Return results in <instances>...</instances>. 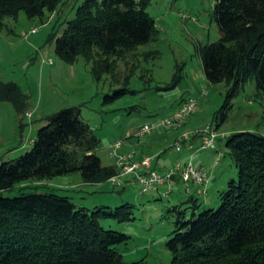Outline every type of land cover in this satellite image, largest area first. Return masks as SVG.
Returning a JSON list of instances; mask_svg holds the SVG:
<instances>
[{"label": "trees", "instance_id": "obj_1", "mask_svg": "<svg viewBox=\"0 0 264 264\" xmlns=\"http://www.w3.org/2000/svg\"><path fill=\"white\" fill-rule=\"evenodd\" d=\"M62 1L0 0V30L6 18H16L21 11L43 21L45 14H53ZM145 6L144 0H85L75 17L66 22L62 34L52 36L56 55L71 64L83 58L96 81L114 75L112 58L133 52L155 34V21ZM214 18L221 37L204 47L202 66L210 83L225 82L229 86L227 100L218 114L220 122L216 128L210 125L218 133L227 117L230 98L242 83L254 80L256 89L264 94V0H216ZM126 92L122 88L106 95L104 104ZM3 102L11 103L20 115L27 101L16 83L0 80ZM218 134L217 140H225L238 168L237 178L228 181L216 208L196 212L197 198L190 197L194 210L188 217L178 213L176 228L165 243L173 256L170 264H264V136L255 132ZM196 136L202 138L198 149L208 135L199 132L189 139ZM98 146L99 140L81 118L80 109L70 107L47 118L23 155L0 163V264H147L143 260L125 262L118 246L127 243L130 236L102 224L107 219L119 223L133 220L131 203L89 208L54 193L5 195L18 184L76 172L86 184L111 182L120 169L117 165H102L96 153ZM126 176H134L137 182L135 175ZM177 177L187 191L194 186L185 183L179 174L168 184ZM124 184L122 179L121 185H114ZM194 187L198 192V186ZM206 194L207 187L202 195Z\"/></svg>", "mask_w": 264, "mask_h": 264}, {"label": "rangeland", "instance_id": "obj_2", "mask_svg": "<svg viewBox=\"0 0 264 264\" xmlns=\"http://www.w3.org/2000/svg\"><path fill=\"white\" fill-rule=\"evenodd\" d=\"M84 1L63 0L53 14H45L43 21L40 17L29 18L24 11L16 18L5 19V27L0 30V80L16 83L27 102L20 115L11 103H0V163L17 159L29 150L38 129L46 124L49 116L65 108L77 107L81 118L99 140L96 153L103 166H116L115 141H126L124 147H127L130 140H160L159 136H166L168 141H159L158 144L162 143L157 144L153 158L145 155L135 159L137 151L134 150V160L140 162L149 157L153 159V169L166 174L176 161L185 163L190 159L196 166L204 163L205 171L218 178V182L208 184L206 195L198 194L194 186L187 191L178 177L160 187L159 192L142 193L140 185L131 186L128 181L131 176L122 178L126 181L123 189L124 186L108 181L86 184L76 172L18 184L5 195L54 193L89 208L97 205L115 208L129 201L134 208L133 220L119 223L107 219L102 223L107 229L130 236L127 243L118 246L123 260L170 264L173 256L165 243L176 228L178 213L184 212L186 217L191 215L195 204L190 201L191 196L197 198L196 212L218 207L220 193L229 180L237 178L238 168L222 138L216 140L218 152L191 153L187 145L178 152L174 139L163 135L174 129H159L144 137H136L135 131L140 125L169 116L174 105L189 97L198 99L199 109L191 116L188 129L183 128L186 121L182 128L175 130L178 135L210 125L216 128L220 122L218 114L227 100L229 86L225 82L210 83L202 66L204 47L221 37L214 18L216 0H144L147 13L155 21L153 38L120 59L112 58L116 75H104L100 81L93 78L91 66L83 58L73 64L62 61L51 39L53 35L62 34L66 22L75 17ZM34 28L37 32L31 33ZM122 88L127 89L124 96L104 104L106 95H113ZM229 104L230 107L223 110L227 117L218 133L229 136L255 132L264 136V94L256 89L254 80L242 83ZM167 190L170 193L165 195Z\"/></svg>", "mask_w": 264, "mask_h": 264}, {"label": "built area", "instance_id": "obj_3", "mask_svg": "<svg viewBox=\"0 0 264 264\" xmlns=\"http://www.w3.org/2000/svg\"><path fill=\"white\" fill-rule=\"evenodd\" d=\"M37 29H32L31 33H35ZM51 62V60H50ZM205 90L202 91L203 94ZM199 108V101L195 97H189L185 99L181 104L170 114L169 116L162 118L160 121H153L140 125L135 133L136 137H144L159 129H174L179 130L183 127L184 123L190 118ZM30 116V113H28ZM203 132L208 136L203 139L198 150H215L216 140L218 133L211 129L210 126H206L204 129L194 132H186L181 134L176 143L175 148L180 151L182 148V141L188 140L192 134ZM225 136L224 134H221ZM126 141L118 140L114 142L113 155L116 157V165L120 169V173L117 176L111 178V182L116 185L122 184V178L126 175L133 174L136 176L137 182L141 186V192L146 193L151 190H156L160 186L169 183L175 174H179L185 183H192L194 186H198V192L204 194L209 182V176L204 172L203 168L198 167L192 160H187L185 163L176 162L166 174H159L155 170H150L152 159L149 157L144 158L140 162L135 161V151L131 150L123 152ZM122 152V153H121ZM141 168H144L145 172H139ZM168 191L165 192L167 194Z\"/></svg>", "mask_w": 264, "mask_h": 264}, {"label": "crops", "instance_id": "obj_4", "mask_svg": "<svg viewBox=\"0 0 264 264\" xmlns=\"http://www.w3.org/2000/svg\"><path fill=\"white\" fill-rule=\"evenodd\" d=\"M52 62V61H51ZM181 103V102H180ZM180 103H178V104H176V105H174L172 108H171V110H170V114H172V112L179 106V104ZM190 119H191V117L187 120V122H186V125H185V127H183V128H185V129H188V122L190 121ZM203 128V127H202ZM196 129H200V128H196ZM196 129H194V130H196ZM137 130V129H136ZM182 130V129H181ZM135 133H136V131H135ZM163 133H165V132H163ZM163 135H169L172 139H174L175 140V138L178 136V132L177 131H175V130H172L169 134H163ZM129 136H132V135H129ZM158 138H160V140L158 139L157 140V138H152V139H147V140H142L141 141V139L140 138H138V139H134V140H130L129 141V145L126 147H124V149L126 148V149H128V150H136L137 151V158L135 157V159H141L143 156H145V155H149V156H152V158H153V154L152 153H154L155 151H156V149L158 148V146L162 143V142H165V140L166 141H168L167 139V137L166 136H162V137H158ZM34 140V139H33ZM161 140H163L160 144H158L159 143V141H161ZM201 140H202V138L201 137H192L191 139H189L188 141H186L185 143H184V145L183 146H185V145H187V151L188 152H191V153H193V152H197V151H199L198 149H197V147H198V142H201ZM198 141V142H197ZM197 142V143H196ZM157 144H158V146H157ZM183 146H182V148H183ZM182 148H181V150L180 151H178V152H181L182 151ZM205 151H208V150H205ZM212 151H215V150H212ZM216 152H218L217 150H216ZM156 155V154H155ZM191 157H192V154L190 155ZM185 157V156H184ZM187 161V160H186ZM185 161V162H186ZM176 162H180V161H176ZM151 167L152 168H154V166H153V161H152V164H151ZM198 167H201V168H203L204 170L206 169V165H204V163H200V165L198 166ZM207 170V169H206ZM141 172H143V169H141ZM132 178H128V181H131V186H133V188H135V187H137V184L139 185V183L138 182H136L135 181V178H134V176H131ZM109 182V181H108ZM126 182V181H125ZM218 182V178H214V176H210L209 175V182H208V184L210 185L211 183H215V185H216V183ZM96 184H99V183H96ZM89 185H91V184H89ZM129 185V186H130ZM124 187H123V189H125V186H126V184L125 185H123ZM208 186V185H207ZM153 192H154V190H152ZM157 192H159V190H156ZM155 191V192H156ZM143 193V192H142ZM128 203H130L129 201H127Z\"/></svg>", "mask_w": 264, "mask_h": 264}]
</instances>
